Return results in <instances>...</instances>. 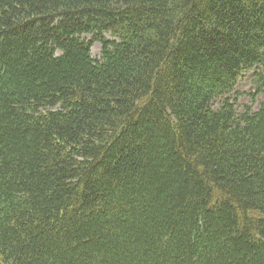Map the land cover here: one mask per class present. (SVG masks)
<instances>
[{"label": "trees", "instance_id": "trees-1", "mask_svg": "<svg viewBox=\"0 0 264 264\" xmlns=\"http://www.w3.org/2000/svg\"><path fill=\"white\" fill-rule=\"evenodd\" d=\"M251 72L264 0H0V264H264Z\"/></svg>", "mask_w": 264, "mask_h": 264}, {"label": "rangeland", "instance_id": "rangeland-1", "mask_svg": "<svg viewBox=\"0 0 264 264\" xmlns=\"http://www.w3.org/2000/svg\"><path fill=\"white\" fill-rule=\"evenodd\" d=\"M84 38H86L87 40H91V37L89 36H85ZM108 38V37H107ZM100 51H101V47L99 44H94L93 48H92V54L94 56V58H99L100 57ZM250 75H247L246 77H248ZM252 88H254V85L250 83V81L248 80H243L239 86H238V91H239V95H240V98H239V106L242 107L243 105H246V104H252L253 107L255 109H257L258 107V103L264 101V95H261L259 98H258V102L257 103H252L250 100H251V97H250V93H252Z\"/></svg>", "mask_w": 264, "mask_h": 264}]
</instances>
